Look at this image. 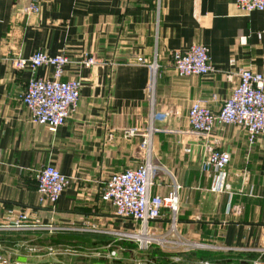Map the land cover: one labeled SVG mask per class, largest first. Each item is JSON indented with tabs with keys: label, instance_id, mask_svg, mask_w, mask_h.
<instances>
[{
	"label": "crops",
	"instance_id": "crops-1",
	"mask_svg": "<svg viewBox=\"0 0 264 264\" xmlns=\"http://www.w3.org/2000/svg\"><path fill=\"white\" fill-rule=\"evenodd\" d=\"M32 3L37 11L26 12ZM192 45L207 49L215 73L177 77L170 55ZM36 52L96 61L64 69L62 79L79 78L82 87L76 110L54 134L33 124L20 101L32 77L51 73L15 69L14 60ZM139 58L158 65L155 103L167 132L154 138L151 192L163 197L180 187L176 238L201 245L195 255L209 264L264 263V134L250 146L239 127L215 124L200 134L187 122L198 100L217 113L240 71L264 75V11L242 12L236 0H0V256L17 261L30 253V231L6 227L9 210L44 225L135 226L116 219L100 192L111 175L143 158L140 138L125 134L143 132L150 112L151 75ZM210 149L230 153L219 194L209 191L211 174L201 169ZM46 165L69 180L54 206L40 204L36 192L35 174ZM171 222L165 212L152 225L162 234Z\"/></svg>",
	"mask_w": 264,
	"mask_h": 264
},
{
	"label": "built area",
	"instance_id": "built-area-1",
	"mask_svg": "<svg viewBox=\"0 0 264 264\" xmlns=\"http://www.w3.org/2000/svg\"><path fill=\"white\" fill-rule=\"evenodd\" d=\"M236 7L245 13L264 11V0H236ZM36 4L32 3L26 12H36ZM172 67L179 78L206 77L215 73L210 63L207 49L202 45H192L183 50L173 51L170 55ZM145 65L150 72L151 80L146 87V98L150 106L147 126L140 134L133 131L126 132V137L138 136L139 147L143 153L142 161L133 169H127L115 173L104 183L100 192L101 202L113 209V215L120 221H131L138 224V236L128 233L125 237H139L144 249L151 242H166L154 236L167 237L169 232L174 233L175 215L178 211L179 186L166 196L154 195L151 192L153 186L152 176L157 166L154 163V138L157 134L167 132L159 126L166 121V114L160 113L155 103V80L158 73L156 62L147 63L143 59L137 60ZM96 61L82 55L77 62H72L66 55L50 56L44 52H36L27 59H16L13 65L16 70L26 67L32 71L40 68L51 69V73L43 77H32L26 85L25 91L20 96L21 103L26 107L33 124L43 126L51 133L65 124L67 119L77 108L82 87L79 78L63 80L64 69L76 64L79 67L89 68ZM187 122L192 131L200 134H208L215 124L233 125L244 130L247 143L253 145L258 137L264 134V75L251 69L242 70L238 73V83L232 89L219 111L214 113L206 101L198 100L191 104L187 113ZM230 162V153L227 150L210 149L205 161L202 163V171L211 174L209 191L219 194L225 190L228 178L227 167ZM36 192L39 203L54 206L61 194L67 188L69 180L62 175L54 166L46 165L35 174ZM168 212L171 216V227L165 233H152V223L158 221ZM12 216L7 220L6 227L11 231H76L75 227L67 226L52 229L51 224H41L38 221L31 222L30 217L24 213L7 211ZM87 226V225H86ZM84 226V228H88ZM52 227V228H51ZM109 234L111 232L102 231ZM178 246L185 245L187 248H200L178 241ZM30 251H34L30 249ZM51 252V250H50ZM264 254V247L260 251ZM115 250H110L104 257L113 259ZM0 264H30L10 261L0 256ZM42 264V263H31ZM51 264H63L61 262ZM202 264H209L204 262ZM253 264H264L254 261Z\"/></svg>",
	"mask_w": 264,
	"mask_h": 264
},
{
	"label": "rangeland",
	"instance_id": "rangeland-1",
	"mask_svg": "<svg viewBox=\"0 0 264 264\" xmlns=\"http://www.w3.org/2000/svg\"><path fill=\"white\" fill-rule=\"evenodd\" d=\"M52 229L63 226L51 225ZM152 233H157L155 225ZM73 227V226H72ZM76 231H55L47 229L45 231H30V249L34 251L20 252L17 258L19 263H42L51 264L61 262L63 264H202L209 262L199 255L196 251L204 249L187 248L182 250L178 246L179 239L174 233L169 232L167 237L154 236L163 239L166 242H151L145 249L139 243L137 237L139 228L138 224L130 229L122 228H84V226H74ZM102 231L111 232L109 234L100 233ZM132 232L135 237H125ZM51 250V252H50ZM115 250L116 256L113 259H106L104 256L110 251ZM166 256L164 261L156 256ZM201 253V252H199ZM198 257V258H197ZM168 258V259H167ZM241 260V259H240ZM238 263V259H236ZM241 261H239L240 264ZM241 264H246L245 261Z\"/></svg>",
	"mask_w": 264,
	"mask_h": 264
},
{
	"label": "trees",
	"instance_id": "trees-1",
	"mask_svg": "<svg viewBox=\"0 0 264 264\" xmlns=\"http://www.w3.org/2000/svg\"><path fill=\"white\" fill-rule=\"evenodd\" d=\"M156 253V256L160 259V261H164L165 260V257L166 256H162V255H159L158 252H155ZM207 256H204L203 258H205ZM168 259V258H167ZM172 264V263H171Z\"/></svg>",
	"mask_w": 264,
	"mask_h": 264
}]
</instances>
